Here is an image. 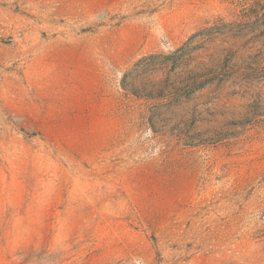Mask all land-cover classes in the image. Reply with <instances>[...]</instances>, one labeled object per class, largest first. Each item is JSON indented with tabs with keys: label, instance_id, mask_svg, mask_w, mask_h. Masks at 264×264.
Wrapping results in <instances>:
<instances>
[{
	"label": "rangeland",
	"instance_id": "1",
	"mask_svg": "<svg viewBox=\"0 0 264 264\" xmlns=\"http://www.w3.org/2000/svg\"><path fill=\"white\" fill-rule=\"evenodd\" d=\"M0 264H264V0H0Z\"/></svg>",
	"mask_w": 264,
	"mask_h": 264
}]
</instances>
